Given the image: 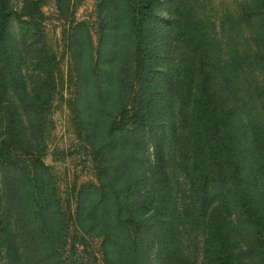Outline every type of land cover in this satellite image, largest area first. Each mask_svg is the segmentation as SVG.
<instances>
[{"label": "trees", "instance_id": "1", "mask_svg": "<svg viewBox=\"0 0 264 264\" xmlns=\"http://www.w3.org/2000/svg\"><path fill=\"white\" fill-rule=\"evenodd\" d=\"M191 2L104 0V59L94 48L89 54L97 84L91 92L97 102L93 138L104 136L98 147L104 150V189H99L104 196L89 212L93 216L80 221L104 225L106 250L115 264H149L155 247L163 264H186L183 249H175L183 240V225L190 233L215 234L218 255L204 264H240L237 250L248 241L264 254V216L253 205L258 196L264 198V129L239 102L237 84L244 87V73H235L230 59L219 55L217 41L208 36ZM9 3L0 0L2 147L26 136L35 110L24 96L22 46L9 43L15 38ZM164 5L168 18L159 15ZM16 18L22 28L18 36L26 42L35 18ZM107 42L118 53L113 67L105 62ZM136 59L144 88L132 117L136 125L130 127L119 115L131 95ZM160 62L166 73L158 80ZM157 111L165 120L164 135L152 133ZM150 148L154 160L148 163ZM20 164L0 149L1 259L68 264L61 250L67 226L47 191L48 166L36 160L29 173Z\"/></svg>", "mask_w": 264, "mask_h": 264}, {"label": "rangeland", "instance_id": "2", "mask_svg": "<svg viewBox=\"0 0 264 264\" xmlns=\"http://www.w3.org/2000/svg\"><path fill=\"white\" fill-rule=\"evenodd\" d=\"M9 1L11 32L15 36L9 43L22 46L20 65L27 79L24 96L35 110L27 120L26 136L9 139L0 149L4 148L29 173L34 170L36 160L48 166L44 177L47 191L67 226L61 249L67 263L115 264L114 254L106 250L104 225L80 221V216H93L89 212L104 196V190H99L104 189V150H98L104 136L93 138L91 114L97 102L91 92L97 84L95 74L89 70L91 49L102 51L104 59V0ZM190 7L203 20L208 36L217 41L219 55L230 59L235 73H244L242 78L247 81L244 87L237 84L239 102L248 117L264 129V0H192ZM167 8L159 7L161 17H169ZM17 14L25 16L24 19L35 18L31 19L33 28L26 31V42L18 36L22 28ZM112 46L113 42H107L105 48L108 59L105 62L111 67L118 58ZM157 66L160 80L166 73V64L160 62ZM139 68L136 59L131 72V95L123 105L124 114L119 115L121 121L128 119L130 127L136 125L132 117L140 108L144 88ZM161 116L162 112L157 111L156 131L152 133L164 135L161 123L165 120ZM147 131L146 138L150 140L152 133ZM152 152L150 148L148 163L154 160ZM253 205L264 216V198L258 196ZM183 226V240L181 244L175 243V249H183L184 262L213 261L218 255L217 242L213 243L215 234L204 230L190 233ZM158 252L156 247L150 251L149 264H163ZM238 254L240 264H264V254L249 241L237 250ZM0 264H5L1 256Z\"/></svg>", "mask_w": 264, "mask_h": 264}]
</instances>
